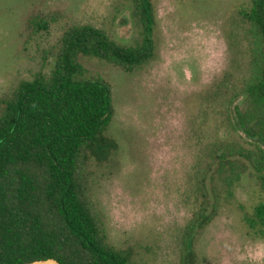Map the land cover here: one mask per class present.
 Returning a JSON list of instances; mask_svg holds the SVG:
<instances>
[{
  "label": "rangeland",
  "instance_id": "rangeland-1",
  "mask_svg": "<svg viewBox=\"0 0 264 264\" xmlns=\"http://www.w3.org/2000/svg\"><path fill=\"white\" fill-rule=\"evenodd\" d=\"M251 1L153 0L150 63L127 71L82 56L86 75L112 88L108 133L118 143L106 161L92 162V199L109 240L131 248L139 262L179 263L204 152L216 139H241L226 112L242 103L235 96L252 78L254 59L232 47L231 19ZM74 23L100 27L123 44L140 40L133 0H0V93L41 67L49 73L64 29ZM261 194L250 169L219 215L189 235L196 264H264V239L244 223Z\"/></svg>",
  "mask_w": 264,
  "mask_h": 264
},
{
  "label": "trees",
  "instance_id": "trees-1",
  "mask_svg": "<svg viewBox=\"0 0 264 264\" xmlns=\"http://www.w3.org/2000/svg\"><path fill=\"white\" fill-rule=\"evenodd\" d=\"M133 14L140 26L135 44L91 24H71L49 73L41 67L0 93V264L48 257L63 264H146L109 240L92 199V162L106 161L118 143L108 133L112 88L102 77L87 76L81 62L96 56L127 71L150 63L156 56L153 0H133ZM231 23L232 47L254 59L252 78L235 96L242 103L226 112L241 139L219 138L205 150L178 264H196L189 235L219 215L250 169L262 199L244 223L254 238L264 239V0L239 9Z\"/></svg>",
  "mask_w": 264,
  "mask_h": 264
},
{
  "label": "water",
  "instance_id": "water-1",
  "mask_svg": "<svg viewBox=\"0 0 264 264\" xmlns=\"http://www.w3.org/2000/svg\"><path fill=\"white\" fill-rule=\"evenodd\" d=\"M24 264H63V263L54 257H48V258H42V259L29 261Z\"/></svg>",
  "mask_w": 264,
  "mask_h": 264
}]
</instances>
